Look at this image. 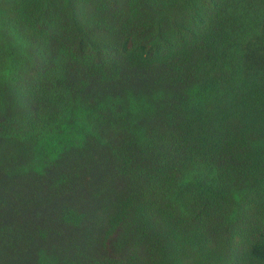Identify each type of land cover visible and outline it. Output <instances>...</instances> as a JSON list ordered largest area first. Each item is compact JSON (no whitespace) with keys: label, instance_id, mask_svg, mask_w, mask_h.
I'll return each instance as SVG.
<instances>
[{"label":"trees","instance_id":"16d2710c","mask_svg":"<svg viewBox=\"0 0 264 264\" xmlns=\"http://www.w3.org/2000/svg\"><path fill=\"white\" fill-rule=\"evenodd\" d=\"M0 264H264V0H0Z\"/></svg>","mask_w":264,"mask_h":264}]
</instances>
